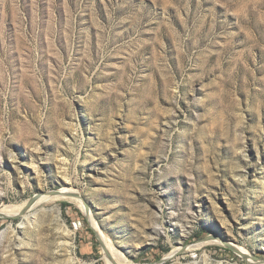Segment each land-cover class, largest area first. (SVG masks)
<instances>
[{
    "label": "rangeland",
    "instance_id": "374dc122",
    "mask_svg": "<svg viewBox=\"0 0 264 264\" xmlns=\"http://www.w3.org/2000/svg\"><path fill=\"white\" fill-rule=\"evenodd\" d=\"M66 188L0 264H264V0H0V209Z\"/></svg>",
    "mask_w": 264,
    "mask_h": 264
},
{
    "label": "bare ground",
    "instance_id": "6f19581e",
    "mask_svg": "<svg viewBox=\"0 0 264 264\" xmlns=\"http://www.w3.org/2000/svg\"><path fill=\"white\" fill-rule=\"evenodd\" d=\"M63 198H70L72 200H78L79 202H82V200L80 199V197L77 194L72 193V191H70L66 188L65 190L59 192L58 194L51 195V196L49 194H40L37 196V198L34 202L33 201L30 203L28 202V204H26V205L24 204L25 206H21L18 208H17V206H6V207L0 209V213L4 214V215H9L8 212H13L15 214H18L24 210L30 211L32 208L39 206L41 203H44L47 200L53 201V200H58V199H63ZM29 216H30L29 214H26V217H29ZM101 236L105 242V249L107 250L109 262L111 264H129V263H125L123 260H121L119 255H117L115 253L112 243L108 241L106 236L104 234H102ZM198 246L201 247V246H203V244H198ZM208 261H209L208 255L203 254L201 256V260L197 261L196 264H206V262H208ZM219 264H223V263H219Z\"/></svg>",
    "mask_w": 264,
    "mask_h": 264
},
{
    "label": "water",
    "instance_id": "95a60500",
    "mask_svg": "<svg viewBox=\"0 0 264 264\" xmlns=\"http://www.w3.org/2000/svg\"><path fill=\"white\" fill-rule=\"evenodd\" d=\"M34 200V198H32L31 200H29V203L30 202H32ZM0 216H3V214H1L0 213ZM8 217H10V216H8ZM237 250V249H236ZM238 251V250H237ZM239 252V251H238ZM241 255H243V256H245L244 254H242L241 252H239ZM167 258H165V259H162L161 261L163 262V261H165Z\"/></svg>",
    "mask_w": 264,
    "mask_h": 264
}]
</instances>
